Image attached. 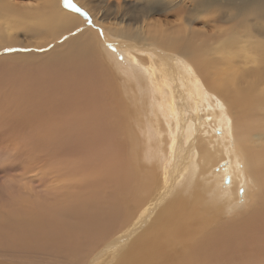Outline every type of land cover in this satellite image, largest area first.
Instances as JSON below:
<instances>
[{
    "label": "bare ground",
    "instance_id": "1",
    "mask_svg": "<svg viewBox=\"0 0 264 264\" xmlns=\"http://www.w3.org/2000/svg\"><path fill=\"white\" fill-rule=\"evenodd\" d=\"M174 1L181 2L176 14H205L203 0ZM31 2L0 0V52L9 51L0 62L47 68L61 59V69L69 76L70 68L77 70L83 86L62 102L52 97L48 113L26 110L30 120L20 119L34 142L46 136L47 143L27 170L20 165L19 173L0 181V195L16 203V220L3 224L13 227L16 244L37 247L30 258L37 264H225L226 257L236 258L242 230L255 226L254 212L240 227L222 220L242 205L245 177L264 191V132L252 133L250 123V109L264 104V84L240 87L233 49L223 44L222 59L214 62L193 53L188 35L157 34L149 30L154 23L146 29L155 8L143 6L141 22L132 25L119 5L113 12L110 1L98 9L93 4L95 24L111 17L104 25L117 37L111 51L89 29L75 30L80 21L66 0ZM87 73L100 74L103 94L84 91ZM53 209L62 210L61 219ZM113 223L120 230L111 234Z\"/></svg>",
    "mask_w": 264,
    "mask_h": 264
},
{
    "label": "rangeland",
    "instance_id": "2",
    "mask_svg": "<svg viewBox=\"0 0 264 264\" xmlns=\"http://www.w3.org/2000/svg\"><path fill=\"white\" fill-rule=\"evenodd\" d=\"M31 1L33 0H10V3L12 5L17 4L21 6L30 4L32 3ZM67 1H70V3L66 2L67 10H69V13H71V15L75 16L80 21V24L76 27L75 30H77L79 27H85L86 29H89V31H91L98 38L100 44L102 46H106L108 49L110 48L111 51L115 48L112 42L116 40L117 37L113 36V34L110 33L108 29L104 26L108 25L107 23H109L111 17L105 18V20L100 19V21L103 22V25L97 23L95 24L89 12L90 8H94V5L98 3L101 5L104 4L106 1H110L109 7L111 11L115 12L118 9L117 5H119V7H121L119 8L122 12L121 15L124 19H126V22L128 24L138 25V23L141 22V18L139 17L141 8L143 6H148L155 8V11L151 16L153 19L150 18L149 20L151 21L146 20V29L148 28L149 23H154V25L151 26L149 30H155L157 34H159L160 32H164V36L170 35L173 37H184L188 35L187 39L189 41L191 49H193V53H195L196 51V54L199 53L202 57L204 56L207 59H210V61L214 62L221 61L222 55L220 53V45L223 44L224 47L233 49L231 51L233 54L232 61L234 65L240 68V75L238 74V84L240 87H246L248 82L250 81H253L254 83L259 85L264 84V0H203L206 3V8L204 9L205 14H196L193 12L186 14H180L179 12L176 14L175 11H177L178 8L181 6V2L176 3L174 0ZM201 1L202 0H200V2ZM117 2H119V4ZM163 22L165 24H162ZM181 24H185L184 26H186L185 28L187 30H182L180 28ZM129 29L132 30L134 28L130 25ZM18 36L20 39L22 38L21 35ZM149 42L153 41L149 40ZM180 49L181 47L175 50L179 51ZM37 51L40 52L39 49ZM8 52L9 51H1L0 55H2L3 53L8 54ZM190 53L191 50L190 52H188V55ZM11 63L13 62H0V133L2 134L0 141V181L3 180V176L5 178L6 175L9 176L19 173L20 165L21 167L23 166L25 168L24 171L27 170L29 168L30 162L32 161V157L34 155L42 153L46 146L45 143H47V138L44 139V137L46 136L42 137V139L40 140V144L39 142H34L33 139H31V127L28 128L30 132H28L29 130L27 128L24 129L23 126H25L27 123L24 124L23 122V125H21L22 123L20 119H22V116V120H25V118L29 116V114L26 115L25 113L30 112V114H33V111H37L38 113L39 110V113H41L42 111H44V109H46L45 111L48 113L49 108H51V104L54 102L53 98L57 100L59 99L60 102H62L66 100L65 98H67V96L71 92L74 93L75 91H77V89L79 90V88L83 86V84L80 86L81 77L77 76L80 75L77 70L75 71L74 68H70L72 75L69 76L67 75V72L61 69V59L58 63H48L47 68L45 67V65L44 67L41 64L33 63L34 65H32L30 62L25 61L24 63H13L16 66L12 65ZM26 64H28V66H26ZM48 65H54L56 67L58 65V67H49ZM55 69H58L59 71ZM99 75L100 74L98 73L95 76H90V74L87 73L85 77V81L87 84L85 85L86 87L84 91H86L87 93L96 92V94L104 93V90L98 89L99 81L100 79H102V77L99 78ZM64 76L70 78V86H66L67 84L64 82L63 79L65 78ZM97 80V87H95L96 85L94 84H96L95 81ZM112 85L111 90L114 92L115 90L113 87L115 85L113 83ZM70 87L71 91L69 89ZM61 95L62 98H60ZM85 99L86 103H91L90 95H87ZM49 100L50 105L46 106L45 104L49 102ZM109 107L107 106V108L110 110ZM21 110L24 111L23 114L20 113ZM26 110L30 111L27 112ZM250 112V123L252 127V133L264 132V104L258 105L255 108H251ZM254 113H257L256 117H254ZM16 116L18 117V120H20L19 124L21 123V126H18L17 123L15 124V121L17 120ZM12 118L15 120H12ZM30 118L28 120H30ZM254 124L258 125L257 129H253ZM8 125H11V127H9ZM15 125H17L19 129ZM8 135L11 136L9 137ZM6 143L10 144L12 146V149L3 148L5 145H7ZM233 147L237 152V157L239 158V160L244 161L242 153L235 146ZM2 148L4 149V151H2ZM250 179H252V177H245L247 186L246 189H244V192L242 193L243 206L241 205L237 209V211L235 212L236 215H231L229 212H226V215H228V217H225L222 221H227L231 228L238 226V224L240 227L244 224V221L248 219V217L246 216H249V214L254 212V216L256 218H254L255 226L253 228L252 226L246 224L250 232L248 233L246 229L242 230V233L240 235V246L238 245V247L240 248H238L239 253L237 254V257L234 259L226 257L225 264H233V260L235 259V262L238 260L240 264H248L247 262H250L249 264H264V221H261L264 219V211L262 210V208L264 209V198L261 194L264 193V191L261 192L262 183H256L254 180H251L253 184L252 185L248 181ZM258 184L261 186H259ZM44 199H46L45 196L42 197V200ZM5 200L8 201L5 196L0 195V204H2V206L0 205V210L2 211L0 212V264H37L32 263L30 259L33 258L34 255H36L33 253L36 252L37 247L30 245L26 246L24 245V243L21 245L16 244L17 242L12 232L13 227L10 229L3 225L6 223H12L17 218V213L12 211L13 207L16 206V203L12 202L11 200L6 202ZM9 202H11L12 208L9 206ZM52 211H58V213L56 212L55 214L56 217H58V219L62 218V210L53 209ZM258 211H261L262 217H260ZM230 221L234 224H232ZM112 225V227L110 226L107 229V231H110L111 234H114L120 230L118 225H114V223ZM250 238L252 240V245ZM247 241L249 243H246ZM20 247L22 249H20ZM251 249L254 250L252 253H249V250ZM6 252H12V254ZM3 254L8 256H3ZM9 255H14V257L10 258ZM240 258L243 259L241 260V262ZM247 258H249L248 261H245V259L247 260Z\"/></svg>",
    "mask_w": 264,
    "mask_h": 264
},
{
    "label": "snow or ice",
    "instance_id": "3",
    "mask_svg": "<svg viewBox=\"0 0 264 264\" xmlns=\"http://www.w3.org/2000/svg\"><path fill=\"white\" fill-rule=\"evenodd\" d=\"M66 2H67V0H66Z\"/></svg>",
    "mask_w": 264,
    "mask_h": 264
}]
</instances>
